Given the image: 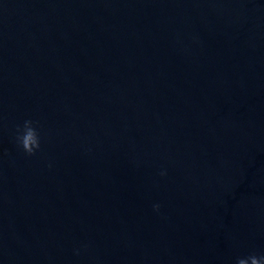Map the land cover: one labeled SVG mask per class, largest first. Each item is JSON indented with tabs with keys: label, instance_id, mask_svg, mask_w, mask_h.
Returning <instances> with one entry per match:
<instances>
[{
	"label": "water",
	"instance_id": "1",
	"mask_svg": "<svg viewBox=\"0 0 264 264\" xmlns=\"http://www.w3.org/2000/svg\"><path fill=\"white\" fill-rule=\"evenodd\" d=\"M252 254L264 0H0V264Z\"/></svg>",
	"mask_w": 264,
	"mask_h": 264
},
{
	"label": "clouds",
	"instance_id": "2",
	"mask_svg": "<svg viewBox=\"0 0 264 264\" xmlns=\"http://www.w3.org/2000/svg\"><path fill=\"white\" fill-rule=\"evenodd\" d=\"M15 140L25 154L28 156L35 155L41 147V139L36 122L27 119L23 122L22 127L17 125ZM161 175H164V173L162 172ZM153 208L158 211L159 205H154ZM76 254L78 255L79 252ZM235 264H264V255L257 257L255 254H252L246 258H237Z\"/></svg>",
	"mask_w": 264,
	"mask_h": 264
}]
</instances>
